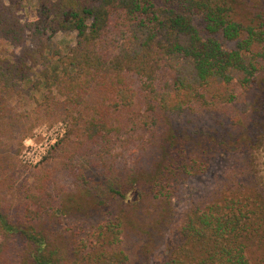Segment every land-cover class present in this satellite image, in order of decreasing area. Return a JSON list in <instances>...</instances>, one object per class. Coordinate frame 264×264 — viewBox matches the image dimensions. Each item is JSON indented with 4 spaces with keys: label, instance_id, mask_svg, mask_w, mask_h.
<instances>
[{
    "label": "trees",
    "instance_id": "trees-1",
    "mask_svg": "<svg viewBox=\"0 0 264 264\" xmlns=\"http://www.w3.org/2000/svg\"><path fill=\"white\" fill-rule=\"evenodd\" d=\"M34 1L36 18L23 21L17 1L0 0V41L26 45L20 56L0 50V132L9 100L41 92L45 118H67L53 148L62 145L75 191L62 200L40 180L28 227L14 226L0 198V264L13 234L25 264H130L120 243L132 194L131 205L157 202L165 214L222 154L228 166L184 216L160 213L168 235L153 264H264V0ZM59 32L76 33L67 52ZM238 103L240 134L203 119ZM132 144L154 159L118 161L117 147ZM75 208L73 237L57 243L52 219Z\"/></svg>",
    "mask_w": 264,
    "mask_h": 264
},
{
    "label": "rangeland",
    "instance_id": "rangeland-1",
    "mask_svg": "<svg viewBox=\"0 0 264 264\" xmlns=\"http://www.w3.org/2000/svg\"><path fill=\"white\" fill-rule=\"evenodd\" d=\"M14 1L20 4L19 15L23 21H30L36 18V2L34 0ZM55 40L60 42L65 41L66 46L63 47V50L67 52L70 47L76 44V33L59 32L55 35ZM25 46L13 47L0 41V50L5 52L7 56L22 55L26 49ZM37 68L40 69V67ZM30 74L31 76L34 75V72ZM34 96L36 98L31 99L28 95L20 94L8 101L9 107L12 109V118H10L12 122L9 124L8 129H4L3 133L0 132V158L3 165L0 171V198L8 209L9 218L16 228L19 225L28 227L29 223L35 222V220H31L32 213L30 212V207L32 206L30 199L33 194L38 193L40 186L38 183L40 180H44L45 185L53 193L59 196L62 195L61 193H64L65 195H62V200L68 199L70 194L75 191L71 171L60 159L62 145L60 148L59 146L53 148L66 134L50 146L46 154L38 162L29 163L24 159V156L28 155L27 152L31 150V147L36 151L41 150L45 146L46 139H50L51 133L60 127V123L68 126L65 116L45 118L44 111L42 110L46 105L44 104L45 98L38 91L34 92ZM144 107L142 106L141 109H144ZM203 119L209 123L222 121L221 124L225 127L234 124L236 133L239 132L237 134H240L242 130L240 126L247 121L240 103L217 108L212 113L204 115ZM207 122H204V125ZM31 127L32 131L30 130ZM27 132H29L28 136L23 138ZM122 135L124 136L125 134ZM149 135L150 133L147 134V138ZM136 144H139V142ZM149 148L146 149L147 153H143V156H141L143 150L137 148L135 144L129 146L127 150L124 147L118 146L116 149L120 155L118 161L124 162L127 159L132 164L138 161L137 158H140L144 162V165H146L151 159H154V157H150L152 153L148 150ZM222 155H216L214 163L205 174L190 178L183 183L182 195L172 199L170 211L166 210L165 214L162 204L157 202L131 205L136 200L135 193L132 194L128 200L132 202L127 204L125 209L124 233L120 243L129 255L130 264H141L143 261L153 264L156 256L164 249L165 238L168 235L167 232L165 233L168 225L158 222L160 213L161 216L163 213V217L170 223L184 216L192 204L194 196L199 192L207 190L214 178L218 177V174L223 173L228 166L230 161L227 162L226 159L221 157ZM78 157L79 160L76 159V161L78 164H81L82 158ZM261 157L263 161L264 150ZM67 205L69 204L65 206ZM88 213L92 217L96 216V211L93 209H89ZM83 214L85 212L81 213V215ZM79 215V211L75 208L71 209L70 213L61 212L55 220L52 219V222H56L57 224V229L53 228L57 243H61L64 233L67 234L65 237H68V239L73 237L74 234L72 232L75 231L73 225L76 224ZM53 230H50V232ZM1 239L2 237H0ZM24 249V240L21 235L13 234L5 246L1 264H25Z\"/></svg>",
    "mask_w": 264,
    "mask_h": 264
},
{
    "label": "built area",
    "instance_id": "built-area-1",
    "mask_svg": "<svg viewBox=\"0 0 264 264\" xmlns=\"http://www.w3.org/2000/svg\"><path fill=\"white\" fill-rule=\"evenodd\" d=\"M67 132V125L64 123H60V127L55 129L53 133H51V138H47L45 141V146L41 148V150H34L31 147V150L27 152L28 155L24 156L26 162L36 163L46 154L47 149L55 144L59 138L63 137Z\"/></svg>",
    "mask_w": 264,
    "mask_h": 264
}]
</instances>
